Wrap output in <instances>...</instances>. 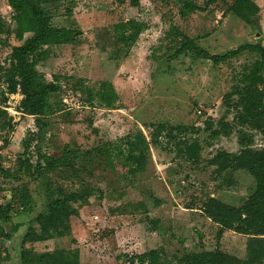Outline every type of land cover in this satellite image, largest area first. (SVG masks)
Returning <instances> with one entry per match:
<instances>
[{"label":"rangeland","instance_id":"374dc122","mask_svg":"<svg viewBox=\"0 0 264 264\" xmlns=\"http://www.w3.org/2000/svg\"><path fill=\"white\" fill-rule=\"evenodd\" d=\"M192 1L204 11L182 18L178 0H141L138 8H125V0H73V20L82 32L78 43L53 49L38 68L47 81L59 78L62 88L51 100L54 113L46 138L50 153L61 154L65 145L83 152L97 146L121 145L123 138L139 130L151 144L146 171L135 176L128 174V168L116 156L112 162L97 155L86 158L87 171L82 177L103 195L95 191L88 204L76 205L80 215L70 220L71 238L76 242L71 247L79 250L81 264H129L132 256L159 248L168 257L214 250L218 244L217 227L192 212L190 205L200 206L212 195L239 207L254 191L255 182L248 172H219L211 160L220 151L237 153L240 149V127L232 107L237 98L225 97L240 83L241 75L250 71L258 56L244 53L218 66L191 55L171 59L175 41L168 32L171 25L176 26L197 38L198 44L211 54H224L248 43L264 46V0H254L261 7L256 27L229 11L233 0H217L209 5V0ZM66 5L63 1L49 8L54 14H62ZM122 8L127 19L148 24L127 55L114 52L115 27L121 21ZM0 16L10 22L11 9L6 0H0ZM53 24L68 26L69 22L57 17ZM7 53V49L0 48V58ZM106 82L113 85L115 92L114 106L110 108L99 97ZM5 88L2 85L1 89ZM7 96V104L2 105L8 116L1 121L0 166L14 171L23 151L22 141L35 131V124L33 117L18 110L22 96ZM220 120L227 124L228 133L211 139L205 122L211 121L213 129H219ZM159 123L200 128V161L192 163L180 157L177 147L171 149L164 135L153 141L152 126ZM252 134L255 147L263 146L262 135L256 131ZM184 136L190 140L194 134ZM171 143L175 145L178 139ZM50 178L67 192L81 189V182L69 172L51 174ZM20 184L0 171V201L5 202L6 197L10 200ZM30 189L35 199L34 213L43 211L44 187L31 183ZM149 195L164 202L151 211V217L161 219L157 229L142 207ZM27 221V216L14 213L13 220L2 227L9 233L14 224ZM25 231L24 225L11 239H1L0 264H20L24 247L33 253L54 249L55 240L23 245ZM219 243L221 249L248 260V264H264V258L255 257L258 241L250 237L226 232Z\"/></svg>","mask_w":264,"mask_h":264},{"label":"trees","instance_id":"16d2710c","mask_svg":"<svg viewBox=\"0 0 264 264\" xmlns=\"http://www.w3.org/2000/svg\"><path fill=\"white\" fill-rule=\"evenodd\" d=\"M6 1L11 9V17L10 22H7L0 16V48L8 50L5 57L0 58V128H3L1 121H5L8 116L7 110L2 107L7 104V95L20 94L22 99L18 110L23 115L34 118L35 131L22 141L23 151L16 160L15 170L9 171L0 166V171L6 178L21 183L13 190L10 200L6 197L5 202L0 201V241L3 238L11 239L12 235L18 233L25 225L23 245L47 243L52 240H55V245L52 251L42 253H33L30 249L23 248L20 256L21 264H81L79 250L71 247L76 242L71 238L70 220L80 215L79 207L76 205L88 204L95 191L103 195L101 190L82 177L87 171V166L84 164L87 163L86 158L97 155L112 162V158L116 156L122 160V166L128 168V174L135 176L146 171L151 144L145 134L139 130L123 138L121 145L97 146L86 152L65 145L61 154L50 153L47 150L46 138L51 128L50 117L54 113L51 100L52 96L62 88L59 78L55 77L54 80L47 81L38 68L48 60L53 49L78 43L82 32L73 20V0ZM63 1L67 2L64 13L54 14L50 11L49 6ZM125 1H128L124 5L125 8H138L141 5V0ZM216 1L209 0L208 5ZM178 3L182 18L197 11H204V8L192 0H178ZM229 11L246 24L259 26L261 7L256 1L233 0L229 4ZM57 17L66 18L69 25H54L53 21ZM147 27L148 24L144 21L127 19L122 8L121 21L115 27L117 37L114 42L116 46L114 52L117 54L123 52L127 55L138 43ZM168 33V36L175 41L171 59L191 55L209 60L213 65L218 66L244 53L258 56L250 71L241 75L240 83L225 97L237 98L232 107L236 110V122L240 127L238 132L240 149L237 153L220 151L211 160V164L216 166L219 172L228 170L248 172L254 179L255 188L239 207L226 204L212 195L200 206L190 205V210H199L203 217L216 225L218 244L214 250L168 257L164 249H152L132 256L129 264H248V260H242L221 249L219 242L226 232H235L258 241L255 257L264 258V145L260 148L255 147L252 134L256 131L264 139V46L259 42L248 43L224 54H211L198 44L197 38L186 35L174 25H171ZM2 85H5V90L1 89ZM101 89L100 100L107 107H113L115 98L113 85L106 82ZM205 125V130L210 131L211 139L217 138L222 133H228L227 124L223 120L219 121V129H213L214 124L211 121H206ZM152 129L153 141L157 142L162 135L169 144L178 139V143L174 146L179 150L180 157L192 163L200 161L202 151L198 139L200 128L159 123L152 126ZM187 133H193L194 137L190 140H179L180 136ZM66 172L81 182V189L67 192L63 186L54 185L50 178L51 174ZM31 183L44 187L46 206L43 211L37 213H34L35 199L30 189ZM1 192L0 189V194ZM145 200V206L142 207L147 216L164 203L154 195H149ZM14 213L27 216L28 221L26 224L16 223L9 233L5 232L2 224L11 222ZM150 219L157 229L160 220ZM1 258L0 254V260Z\"/></svg>","mask_w":264,"mask_h":264},{"label":"crops","instance_id":"0c3cea01","mask_svg":"<svg viewBox=\"0 0 264 264\" xmlns=\"http://www.w3.org/2000/svg\"><path fill=\"white\" fill-rule=\"evenodd\" d=\"M161 199V198H160ZM191 211L192 212H198L199 214H200V211L199 210H197V209H191ZM148 215L150 216L151 215V212L150 213H148ZM201 215V214H200ZM202 216V215H201ZM150 218H152V219H159L160 220V224H161V219L160 218H153V217H151L150 216ZM208 221H210L209 219H207ZM211 222V221H210ZM215 227H216V225H215ZM25 248V247H24ZM20 256H21V254H20ZM19 261H20V258H19ZM12 264H18V262H16V261H14V262H12ZM21 264V263H20Z\"/></svg>","mask_w":264,"mask_h":264},{"label":"built area","instance_id":"2783aa9c","mask_svg":"<svg viewBox=\"0 0 264 264\" xmlns=\"http://www.w3.org/2000/svg\"><path fill=\"white\" fill-rule=\"evenodd\" d=\"M187 138L184 136V135H182V136H180V138H179V140H182V141H185ZM170 145H171V149H175V146L172 144V143H170Z\"/></svg>","mask_w":264,"mask_h":264}]
</instances>
